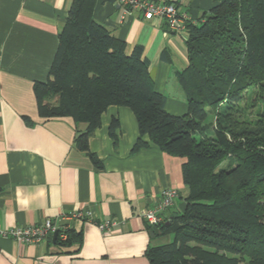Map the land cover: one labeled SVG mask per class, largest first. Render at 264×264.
I'll return each instance as SVG.
<instances>
[{
    "label": "trees",
    "instance_id": "trees-1",
    "mask_svg": "<svg viewBox=\"0 0 264 264\" xmlns=\"http://www.w3.org/2000/svg\"><path fill=\"white\" fill-rule=\"evenodd\" d=\"M212 1L198 24L187 26L188 63L176 74L183 116L165 110L142 48L127 53L125 42L94 20L95 0H71L47 79L33 86L40 118L84 126L74 144L96 167L88 141L112 106L135 116L132 153L152 144L183 160L184 207L158 225L159 237L172 240L147 248L150 264H264V0ZM117 128L112 121L114 144ZM81 238L71 228L54 244Z\"/></svg>",
    "mask_w": 264,
    "mask_h": 264
},
{
    "label": "crops",
    "instance_id": "crops-1",
    "mask_svg": "<svg viewBox=\"0 0 264 264\" xmlns=\"http://www.w3.org/2000/svg\"><path fill=\"white\" fill-rule=\"evenodd\" d=\"M164 1L186 11L194 24L214 5L212 0ZM70 2L0 0V264H150L147 248L161 244L138 214L155 207L168 188L178 197L164 215L183 210V160L152 144L132 153L139 133L126 107H109L89 138L100 167L74 144L83 125L38 115L33 86L47 79ZM121 16L116 0H95L94 20L124 41L127 53L142 48L155 91L166 96L165 110L185 115L176 74L187 67V33H167L161 20L146 21L137 13ZM112 121L118 123L116 144L109 135ZM77 211L91 214L89 220L71 222L82 236L80 244L64 247L50 239L25 245L1 236L9 227ZM104 221L116 222L107 235L97 228Z\"/></svg>",
    "mask_w": 264,
    "mask_h": 264
},
{
    "label": "built area",
    "instance_id": "built-area-1",
    "mask_svg": "<svg viewBox=\"0 0 264 264\" xmlns=\"http://www.w3.org/2000/svg\"><path fill=\"white\" fill-rule=\"evenodd\" d=\"M122 8L121 20L132 13L139 14L144 20H161L167 33H186L187 26L191 23L188 13L178 6L164 0H116ZM178 192L168 188L161 192V200L151 208L139 212L141 218L150 229L166 222L168 218L164 215L167 209L172 207ZM91 218L90 212L77 211L68 216H61L55 221L46 219L42 222L27 226H13L1 232L2 237H9L20 244H39L52 239L56 233L61 241L66 240V231L71 229V222H84ZM116 222L104 221L97 223L98 230L107 235L111 232ZM56 237V238H57Z\"/></svg>",
    "mask_w": 264,
    "mask_h": 264
},
{
    "label": "rangeland",
    "instance_id": "rangeland-1",
    "mask_svg": "<svg viewBox=\"0 0 264 264\" xmlns=\"http://www.w3.org/2000/svg\"><path fill=\"white\" fill-rule=\"evenodd\" d=\"M212 120V114L208 111L207 112V119L206 121L207 122H210ZM179 212V211H178ZM159 243L160 244H165V243H169L171 242L172 240V236L171 235H167V236H162V237H159ZM240 264H247L246 262H240Z\"/></svg>",
    "mask_w": 264,
    "mask_h": 264
},
{
    "label": "water",
    "instance_id": "water-1",
    "mask_svg": "<svg viewBox=\"0 0 264 264\" xmlns=\"http://www.w3.org/2000/svg\"><path fill=\"white\" fill-rule=\"evenodd\" d=\"M149 235H150L151 238L156 237V236H159V235H160V231H159V229L153 227V228H151V229L149 230ZM56 237H57V234L54 233V234H53V237H52V242H53V243L55 242Z\"/></svg>",
    "mask_w": 264,
    "mask_h": 264
}]
</instances>
